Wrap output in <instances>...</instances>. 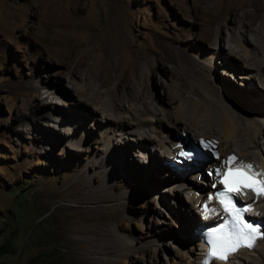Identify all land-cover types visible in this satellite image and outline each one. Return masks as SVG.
Masks as SVG:
<instances>
[{
  "label": "rangeland",
  "instance_id": "374dc122",
  "mask_svg": "<svg viewBox=\"0 0 264 264\" xmlns=\"http://www.w3.org/2000/svg\"><path fill=\"white\" fill-rule=\"evenodd\" d=\"M242 1L222 0V4ZM212 5L206 0H0V264L193 261L203 246L184 224L191 220L205 226L190 195L208 188L204 177L211 178L205 170L209 166L187 178L178 177L165 170L161 141L143 140L132 127L113 131V138L104 140L105 119L83 116L96 110L88 104L78 108L80 96L65 74V60L76 52L78 40L95 34L112 39L114 45L116 37L124 39L129 45L126 54L155 49L159 41L193 44L186 82L193 84L206 75L217 84L225 83L224 99L235 111L259 116L256 98L264 108V87L258 72L241 61L238 77L245 69L257 75L247 86L222 74L228 58L216 55L223 41L209 43V33L216 27L210 23L215 14L206 12ZM230 32L225 26L223 35ZM66 36L68 43H61L59 39ZM208 61L211 64H205ZM153 65L158 66L154 60ZM130 76L137 87L134 73ZM168 79L180 80L160 69L148 75L150 87L162 96V81ZM52 84L70 93L56 99L58 106L75 109L63 121L76 117L65 124L56 115L51 117L52 112L57 117L63 112L49 106L50 100L38 90ZM140 105L137 100L126 111L144 115ZM64 129L75 140H69ZM157 129L154 134L162 141V135L180 133L170 124ZM185 132L192 141V133ZM260 138L264 139V129ZM68 143L81 150L76 152ZM235 148L232 145L229 151Z\"/></svg>",
  "mask_w": 264,
  "mask_h": 264
},
{
  "label": "bare ground",
  "instance_id": "6f19581e",
  "mask_svg": "<svg viewBox=\"0 0 264 264\" xmlns=\"http://www.w3.org/2000/svg\"><path fill=\"white\" fill-rule=\"evenodd\" d=\"M207 1H212L213 5L206 12L215 14L213 20L209 19L210 23H216L214 30L209 33V37L212 39L209 43L217 42L219 44V39H222L223 46L219 48L221 53L216 56L228 58L224 61L226 65L222 74L230 79L238 80V83L243 86H247L248 82L258 75L264 87V0H243L239 4L228 5V7L223 6L225 4H222V0ZM225 26L231 31L228 36L223 35ZM100 38L102 37L100 36ZM69 39L66 36L59 40L66 44ZM111 40L99 39L96 34L78 40L75 45L76 52L71 53L65 60L67 63L65 74L69 77L71 87L80 96L77 102L78 108L88 104L94 105L93 110H96V112L89 110L88 115L83 114V116H92L93 119L98 120V115H100L102 119H105L107 128L103 131L104 140L110 141L113 138V134H111L113 131L118 129L123 131L127 127H132V131L143 140L161 141L164 147V149H162L163 147L160 149L162 150L161 155L164 156L162 163L165 164V170L169 168L167 170H172L178 177L187 178L197 174L203 168L197 170L191 164L179 165L175 157L178 151L204 137V134L200 136L201 133H217L218 136H215L217 139L208 138L217 146V157L211 164L212 166L210 163L207 165L214 167L215 170L245 161L254 164L255 170L264 180V139L260 138L264 126L259 124L264 123V108L260 99L256 98L258 105L255 108L260 110L259 116H245L235 111L234 107L225 101L224 95L227 92L225 83L222 84V87L221 84H217L206 75L193 84L186 82L185 74L193 62L189 50L196 45L191 44L184 47V45L175 42L159 41L155 49L136 50L137 52L126 54L129 45L124 39L116 37L115 45ZM225 48L228 50V54ZM116 53H122L123 56L118 58L120 56L117 57ZM93 55L96 57L91 63L89 59ZM216 56L210 55L209 57L213 59ZM209 57L206 58L209 59ZM141 58L142 61L139 62ZM230 59L232 61L228 62ZM153 60L156 61L157 67L153 65ZM241 61L244 66L257 71L258 74L255 75L250 69L244 68L245 71L241 72L239 77H235L234 75H238L237 70L243 68ZM209 63L211 64V61L205 64ZM156 69H160L166 76L180 79L175 83L173 80H163L162 85L165 89L163 96L157 93V90L153 91L148 82V75H152ZM130 72L134 73L136 79L134 84L137 87L133 85ZM38 90L46 101L50 100L49 106L63 112L61 117H57V113L52 112V118H55L56 115V118L65 124L76 117L74 115L67 121H63L69 117L68 115L73 114L75 109L73 107L65 109L57 105L59 101L56 99L59 98V95L70 94L67 89L59 84H52L40 86ZM137 100H140L139 108L144 115H140L138 112L129 115L126 111L127 108ZM175 101H179L178 106L174 105ZM84 112L86 110H82V113ZM149 122L157 125L151 126ZM167 124L180 129V133L162 135V141L154 132L159 131L158 126H167ZM185 131L192 133V137H190L192 141L185 137ZM62 133L68 135L69 140H75V137L69 135V130L64 129ZM193 136L197 140H194ZM129 138L131 139V137ZM68 145L76 149V152L81 150L75 145L69 143ZM232 145L236 148L229 151ZM156 148L158 149V147ZM232 156L237 157L238 160L225 163ZM165 158L169 159L165 160ZM204 178L206 181V175ZM220 179L221 177L218 175H211L208 188L202 189V192H191L192 196L190 195L191 201L198 208L196 212H199L200 223L203 221L205 226L198 225L199 228H197L198 226L191 220L184 225L193 231L192 239L200 245L199 240L205 230L221 222L222 213L214 199V192L223 188V184L219 182ZM209 196H212L213 199L209 200ZM249 197H252V201ZM240 198L251 206L248 211L253 213L252 220L264 227V197L243 190ZM206 202L208 208L204 207ZM209 209L212 210L209 211ZM199 249L200 251L196 252L197 256L188 264H200L206 254V249L204 246ZM218 262L225 264L224 261ZM246 263L264 264V241L258 242L253 248L243 247L233 254L228 262V264Z\"/></svg>",
  "mask_w": 264,
  "mask_h": 264
},
{
  "label": "snow or ice",
  "instance_id": "6c2138e0",
  "mask_svg": "<svg viewBox=\"0 0 264 264\" xmlns=\"http://www.w3.org/2000/svg\"><path fill=\"white\" fill-rule=\"evenodd\" d=\"M211 144L212 142H208ZM182 155L191 158V153H182ZM238 160L237 157H229L225 163ZM251 163L240 161L236 167L225 169H215L210 175H218L221 177L222 183L229 195L226 199L220 201L227 207L231 217H225L224 222L207 230V240L214 247L209 251L205 264H215L217 259L228 264L231 256L237 253L241 248H253L258 242L264 241V227L251 223L249 220L243 219L246 207H240L236 204L234 197H241L243 189H249L251 192L264 197V180L258 179L260 173L254 172ZM215 187V185H213ZM218 196L224 197L225 193L220 191ZM209 200L213 197L209 196ZM208 208L207 202L204 204ZM212 209H209L211 211Z\"/></svg>",
  "mask_w": 264,
  "mask_h": 264
},
{
  "label": "trees",
  "instance_id": "16d2710c",
  "mask_svg": "<svg viewBox=\"0 0 264 264\" xmlns=\"http://www.w3.org/2000/svg\"><path fill=\"white\" fill-rule=\"evenodd\" d=\"M172 162V161H171ZM195 214V213H194ZM197 216V215H196ZM194 217H195V215H194ZM198 219H200L199 217H198ZM201 221V220H200ZM197 224L199 225V223L197 222Z\"/></svg>",
  "mask_w": 264,
  "mask_h": 264
},
{
  "label": "clouds",
  "instance_id": "9594fccd",
  "mask_svg": "<svg viewBox=\"0 0 264 264\" xmlns=\"http://www.w3.org/2000/svg\"><path fill=\"white\" fill-rule=\"evenodd\" d=\"M235 77H237L238 75H234Z\"/></svg>",
  "mask_w": 264,
  "mask_h": 264
}]
</instances>
